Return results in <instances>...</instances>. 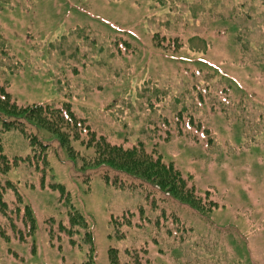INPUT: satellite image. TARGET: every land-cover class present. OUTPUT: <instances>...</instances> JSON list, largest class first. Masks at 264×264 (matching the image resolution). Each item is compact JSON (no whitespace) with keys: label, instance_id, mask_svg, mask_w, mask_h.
I'll use <instances>...</instances> for the list:
<instances>
[{"label":"rangeland","instance_id":"374dc122","mask_svg":"<svg viewBox=\"0 0 264 264\" xmlns=\"http://www.w3.org/2000/svg\"><path fill=\"white\" fill-rule=\"evenodd\" d=\"M196 81L214 91L202 93L195 114L181 113ZM2 82L16 105L68 102L96 134L156 151L194 188L203 210L168 202L172 196L155 185L150 195L97 175L86 180L96 170L79 169L81 158L29 122L50 146L43 162L3 115L0 162H20L0 171V264H111L112 247L119 264H139L130 261L134 252L151 264H264V0H0ZM188 113L192 127L184 125ZM178 115L179 126H152ZM62 130L75 137L69 145L79 155L93 154L79 148L77 131ZM17 200L33 222L22 209L9 221ZM160 206L174 233H192L179 247L167 246L175 243L172 231L138 227ZM73 210L89 227L65 237ZM125 212L133 213L131 226L117 229L111 219Z\"/></svg>","mask_w":264,"mask_h":264},{"label":"trees","instance_id":"16d2710c","mask_svg":"<svg viewBox=\"0 0 264 264\" xmlns=\"http://www.w3.org/2000/svg\"><path fill=\"white\" fill-rule=\"evenodd\" d=\"M190 75L195 79L196 77L200 76V71H196L195 73L193 72ZM0 84H2L0 85V116L5 115V117H7V119L3 117L4 126L7 128L18 130L21 133L23 132L26 137L28 136L30 146L32 148V151H34L32 155L33 157H39L44 162L46 160V151L50 146L48 142L45 143L39 140L34 133L29 132V128L27 127V123L29 122H33L36 128L40 127L39 129L41 130L50 131L51 134L56 136L60 144H64V146L67 148L68 155L74 158V160H77V158H81L82 162L79 169L86 167V169L96 170L91 171L92 173L84 175V178L86 180H91L94 175H97L100 179H102L105 183H108V185L110 186L118 188L141 189L146 193L151 192L150 195L156 192L151 191V186L155 185L158 189L161 188L162 190H166L167 194L172 196V200L170 199V201L168 202L173 201L181 205H185L187 202H189L196 209H199L201 211L203 210L201 208L202 199L196 196L197 193H195L194 188H189L188 184L186 186V179L181 176V173L176 168H174L173 165L162 162L156 151H147L141 146L142 144H133L130 146L123 143V141L116 142L108 138L104 134H96L93 131V128L88 123L86 124V119H80V121H77L74 118V116L76 117V115H73L70 111L72 110V108L71 106L67 105L68 102H66L65 104L35 105L30 108L16 105L10 99V96L7 92L9 84L7 82H2ZM194 86L198 90L196 94H193L192 96V105L189 108L184 107L181 113L187 111L192 112L193 109L198 108L199 105L202 104L201 96L203 92H206L208 94V89L214 91L210 83L206 84L205 82L196 81ZM189 92L193 93L194 90ZM237 105L240 106L241 103ZM51 118L57 121L55 126L57 127V129H52V123H50L49 121V119ZM192 122L193 118L191 114L188 113V118L184 125L192 127ZM181 123L182 116L178 115L175 118H172L171 122L167 121L166 119L161 121L160 123L154 121L152 123V126L167 127L168 124L173 125L174 127V125L179 126ZM62 127H70L71 129L77 131L78 134L82 135V139L79 141V148L82 147V149L84 150H87L88 148L92 149L93 154L91 156H85L81 153V156L78 154V151L83 152L81 149H72L71 145H69V141H75V137L69 139L68 134L62 130ZM3 157L5 158L6 156L0 155V160L4 159ZM29 158H24V160H28ZM19 162L20 161L18 160L11 162L6 161L4 165H2L0 162V171L6 172L7 169H10L12 166L18 164ZM124 174L127 175V177H124ZM117 181L120 185V182L126 183L123 185V187H121L120 185L116 186L115 184L117 183ZM3 182L5 185H8L9 188L13 187L12 183H10L8 180L3 179ZM182 183H184L186 191L181 185ZM4 189L8 190L5 186ZM59 189L60 191H63V187H59ZM5 206L6 204L2 201V208H4ZM14 206L16 209L14 208ZM160 207L161 209L156 212L155 210L153 211V209H150L149 213H147V215L143 217L142 222L138 225V227L139 229L147 226L153 227V231L156 234L162 233L163 235L172 231V234L177 235L176 237H173V241H175V243L168 244L167 246L169 248H172L174 245L179 247L184 240H187L192 236V233H190L189 231L186 233L182 232V234L174 233V231L171 229V224H169V222L173 223L174 219L168 217V215L166 216L165 212H162L165 207ZM210 208H207L204 211L210 210ZM20 209L24 211V217L25 215H28V218L33 222V217L31 219L32 215L28 207H22L21 203L18 200L17 202H14L12 209L9 210V221L11 223L15 221V211ZM76 213L79 214L77 210H73V213H71L70 215H66L67 225L64 227L62 226V228L60 227L63 230L65 237H69V235H75L76 231L73 230L74 228L76 229V227H84V229L89 227V222L85 220L82 215H77ZM132 217V212H125L116 219L111 220L113 222V225H115L117 229L121 225L124 229H127L129 225L131 226ZM175 220L177 221V219ZM162 221H164L165 223L161 224ZM112 222L110 221V223ZM175 226L177 228L178 225ZM32 230L33 226L30 223V232H32ZM139 232L142 234H149V231ZM83 234L84 236L89 235V231H86V233ZM142 249L143 251H147L146 246H143ZM116 252L117 249H114L113 247L109 250V259L111 264H119V259L117 258ZM132 260L133 263H137L140 261L139 264H151L150 256L139 257V253L136 252L131 255L130 261Z\"/></svg>","mask_w":264,"mask_h":264}]
</instances>
